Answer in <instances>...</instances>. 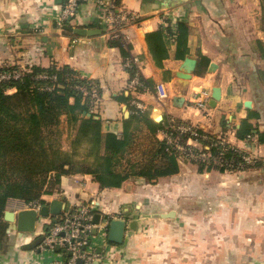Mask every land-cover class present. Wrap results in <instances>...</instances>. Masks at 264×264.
Returning <instances> with one entry per match:
<instances>
[{
	"label": "crops",
	"instance_id": "obj_1",
	"mask_svg": "<svg viewBox=\"0 0 264 264\" xmlns=\"http://www.w3.org/2000/svg\"><path fill=\"white\" fill-rule=\"evenodd\" d=\"M81 1L76 14L60 25L58 21L65 0H0V65L22 69L32 65H69L83 76L96 80L101 87V97L92 112L102 120L104 131L122 134L124 119L130 116L131 109L119 98L132 96L131 105L140 104L141 108H149L152 119L153 115L161 114L164 119L173 117L190 122L213 135L224 136L231 144L248 149L255 156L264 157V141L251 145L236 134L237 128L244 122L253 124L264 134L261 0H122V11L132 14L133 19H140L138 23L126 21L122 32L127 37L126 42L132 46L131 54L139 58L140 73L154 81V90L146 87L143 91H137L136 86L131 85L127 63L120 49L110 45L112 28L108 23V5L112 0ZM167 20L174 24L185 22L190 26L187 56L197 59V69L200 54L208 57L209 63L203 73L198 74L196 69L189 80L178 76L185 59L175 58V43L171 45L170 57L163 61V67L156 65L149 51L147 35L166 25ZM66 26L94 28L101 32L81 36ZM211 63L216 64L213 72L209 71ZM159 83L166 84L168 98L158 99L156 85ZM215 86L221 89V98L216 106L211 107L208 103L206 110H198L194 103V92L208 89L212 94ZM16 93H20L17 88L7 92L9 95ZM125 109L129 111L127 117ZM163 137L164 134L160 133L159 138ZM244 172L247 174L248 171ZM237 174L216 169L200 171L207 184L201 186L190 183L181 172L180 165L179 173L159 178L156 182L140 177L126 181L121 187L100 188L98 193L86 191V186L95 182L91 175L64 176L61 187L66 197V209L92 202L107 213L113 207L136 200V190L144 193L149 188L161 185L164 189H179V193L187 199L192 195L199 196L196 198L202 209L197 211L192 221L205 225L206 221H216L215 216L222 215L218 208L224 206L225 202L216 196L219 192L229 194L234 183L240 185L241 182L231 179ZM178 179L180 183L176 182ZM221 188L223 190H219ZM110 191L119 195L114 206L106 203ZM54 198L48 195L44 199H49L48 204ZM186 216L189 220L188 214ZM11 223L8 237L12 245L9 249L0 246V264H51L58 258L55 252H45L40 248L26 249L34 237L44 233L42 219L37 222L34 232H20L16 224ZM213 225L211 223L210 227L213 228ZM127 235L126 230L125 239ZM199 236L202 233L197 231ZM102 241L99 234L93 238V246L97 251H106V257L111 260L105 259L98 264H129V251L124 242L116 246L107 242L104 250ZM200 250L201 247H198L197 251ZM245 257L248 264H264V247L260 251L246 253ZM198 264L205 263L201 261ZM207 264H215V261Z\"/></svg>",
	"mask_w": 264,
	"mask_h": 264
},
{
	"label": "trees",
	"instance_id": "obj_2",
	"mask_svg": "<svg viewBox=\"0 0 264 264\" xmlns=\"http://www.w3.org/2000/svg\"><path fill=\"white\" fill-rule=\"evenodd\" d=\"M81 3L80 0L79 6ZM112 3L116 7L115 12H122V0H112ZM261 9V27L264 30V0H261ZM131 17L132 14L128 13L123 25L128 20L134 23L140 21ZM166 22V25L147 35L149 51L158 67H163V61L170 57L173 43L176 45V59L184 60L189 54L190 26L185 22ZM110 45L120 49L125 63L131 62L126 68L131 80L138 78L136 90L143 91L146 87L154 90V81L146 79L133 62L134 56L130 52L132 46L122 37L110 39ZM200 57L198 74L203 73L209 63L208 57L202 54ZM15 68L22 71L21 80L0 82V107L1 98L13 87L21 93L39 94L42 99V133L46 144L24 143L14 126L3 119L0 113V246L8 238L12 224L5 219L8 203L11 200L45 203L43 196L52 195L60 189L64 176L91 175L100 188L105 189L121 187L126 181L135 178L156 182L159 178L179 173V151L165 136L159 138L161 132L177 136L176 132L168 128V119L156 122L151 118L149 108L131 105L133 97L122 96L119 99L131 109L130 116L124 119L122 134L104 131L102 120L95 118L92 112L93 88H97L99 99L101 97V87L96 80L83 76L69 65H32L26 69L0 65V72ZM84 112L92 113L91 117L83 116ZM63 122L72 135L68 150L62 145ZM199 130L212 138L210 141L201 139V142L204 146L214 143L211 149L216 153L218 136L202 128ZM236 134L241 140H246L249 134H256L258 142L264 141V134L247 122L237 128ZM186 139V136H181L180 141ZM227 155L235 161L241 159L235 151H229ZM193 162L200 171H204V164ZM207 169L210 171L213 167ZM40 235L43 233H39L34 240ZM108 243L120 245L110 240Z\"/></svg>",
	"mask_w": 264,
	"mask_h": 264
},
{
	"label": "rangeland",
	"instance_id": "obj_3",
	"mask_svg": "<svg viewBox=\"0 0 264 264\" xmlns=\"http://www.w3.org/2000/svg\"><path fill=\"white\" fill-rule=\"evenodd\" d=\"M41 100L39 94L21 92L13 95L5 94L1 98L2 118L14 126L24 143L46 144L42 133L44 129ZM61 128L62 145L68 150L71 131L65 122L62 123ZM256 160L258 162L256 161L257 163L252 167L251 173L250 169L247 170L248 175L239 172L231 178L232 181L236 179L237 182H241L240 185L234 183L229 194L219 192L216 196L218 199H224L225 202L224 206L218 208L220 209L218 212H222V215L215 216L216 221L209 220L205 225L202 222L197 225L195 220L192 221V217L202 209L198 206L199 196L192 195L187 199L179 193V189H164L161 185V187L149 188L148 192L144 193L136 190V200L124 206L113 207L109 213L96 205L94 212L102 214V221L95 227L96 232L92 237L101 234L102 249L105 250L108 245L110 220L122 217L128 224L132 221L137 222V230L130 227L126 229L128 235L124 244L129 251V264H198L201 261L205 264L213 261L215 264H248L245 254L250 251H260L264 247V157L257 155ZM179 161L181 172L187 176L190 183L207 185L196 163L183 159ZM176 182L180 183V180ZM100 190L99 185L93 181L86 186L88 192L98 193ZM62 195L61 187L50 196L61 200ZM46 196L48 195H44L43 198ZM108 198L106 203L114 206L119 195L110 191ZM82 205L88 206L89 202ZM21 206H23L22 201L11 200L7 210L15 211ZM171 211H175L174 216H161V213L168 214ZM187 214L189 220L186 219ZM211 223L214 224L213 228L210 227ZM197 231L202 233V236L197 237ZM9 238L1 246L3 249H9L12 245ZM198 247H201L200 251H197ZM98 258H100L99 263L105 259L111 260L106 257V251L101 252Z\"/></svg>",
	"mask_w": 264,
	"mask_h": 264
},
{
	"label": "built area",
	"instance_id": "obj_4",
	"mask_svg": "<svg viewBox=\"0 0 264 264\" xmlns=\"http://www.w3.org/2000/svg\"><path fill=\"white\" fill-rule=\"evenodd\" d=\"M80 0H65L58 23L60 25L66 23L72 16H74L78 10ZM110 11L108 16V23L112 28L111 38L122 37L127 39L126 35L122 32L123 22L127 19V13L124 11L115 12V5L110 3ZM133 19V17H131ZM133 62L139 63V58L134 57ZM128 65L131 62L127 63ZM140 69V68H139ZM22 77V71L18 68L3 70L0 72V82L7 81H19ZM138 84V78L132 80L131 85L136 86ZM13 87L11 89H15ZM10 89V90H11ZM9 90V91H10ZM156 94L158 99L163 100L168 98L169 91L165 83H159L156 85ZM211 91L208 89L194 92V103L198 110H206L211 98ZM92 98L94 106L99 101V95L97 88L92 90ZM139 108L142 106L138 104ZM177 118H168V128L173 133L176 132L177 136L172 137V133H163L164 136L173 143L180 154V159L196 161L204 164L205 169L203 172H208L209 166L221 172L239 173L251 169L255 166L256 156L248 149L240 148L231 144L224 136H218L216 145L218 150L216 153L212 152L210 145L204 146L201 139H212L208 134L201 132L199 126H196L190 122H178ZM162 133V132H161ZM181 136H186V140L181 142ZM248 143L256 144L258 142V136L256 134H249L245 140ZM229 151H235L239 153L240 160L235 161L229 157L227 153ZM45 203L40 201L25 203L23 206L17 208L15 211L22 209H35L40 210ZM96 205L84 206L78 204L70 209H64L58 215L41 218L43 220V227L45 236L44 240L40 244L39 248L45 252H55L58 258L51 264H78L79 260L83 261V264H95L99 262L101 251H97L93 246V230L96 226L93 219L95 215ZM40 219V220H41ZM59 248V250H57Z\"/></svg>",
	"mask_w": 264,
	"mask_h": 264
},
{
	"label": "water",
	"instance_id": "obj_5",
	"mask_svg": "<svg viewBox=\"0 0 264 264\" xmlns=\"http://www.w3.org/2000/svg\"><path fill=\"white\" fill-rule=\"evenodd\" d=\"M71 19V18H70ZM66 28L72 30L78 35L81 36H93L101 32L99 29L94 28H73L70 26H66ZM197 69V59L192 56H187L181 65V71L178 73V76L181 79L189 80L192 78L193 74H195ZM216 69V64L211 63L209 67V71L213 72ZM221 98V89L218 86H215L212 90V96L210 99V106L215 107L218 100ZM91 113L84 112L83 116L91 117ZM125 116H129V111L125 109ZM98 119V117L95 116ZM153 119L156 122H162L164 117L163 115H153ZM66 197L63 195L61 200L54 199L50 201L48 204H45L39 211L35 209H22L19 211H5V219L9 222H13L16 224V228L20 232H34L36 230L37 222L44 217H49L53 215H58L66 208L65 203ZM174 216L175 211H171L168 214H163L162 216ZM102 221V214L97 212L94 215L93 222L96 225H100ZM136 221H132L129 224L125 219L113 218L110 220L108 224V240L115 242L117 244H123L125 239V233L127 227L131 229H136ZM96 232V228H94L93 233ZM45 236L40 235L37 237L31 244L26 246V249H38ZM59 250V248H57ZM101 251V249H99ZM78 264H83L82 260H79ZM95 264H98L96 262Z\"/></svg>",
	"mask_w": 264,
	"mask_h": 264
}]
</instances>
